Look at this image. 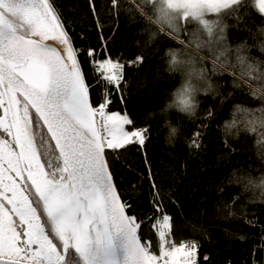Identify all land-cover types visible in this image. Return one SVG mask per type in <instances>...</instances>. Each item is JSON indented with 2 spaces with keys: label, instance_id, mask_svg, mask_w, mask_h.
<instances>
[{
  "label": "snow or ice",
  "instance_id": "snow-or-ice-1",
  "mask_svg": "<svg viewBox=\"0 0 264 264\" xmlns=\"http://www.w3.org/2000/svg\"><path fill=\"white\" fill-rule=\"evenodd\" d=\"M143 3L151 5L154 20L149 16V22L162 31L178 34L180 21H197L214 36L220 25L206 19L207 14L235 12L243 0ZM255 7L264 15V0H255ZM49 40L62 44L66 55L49 47ZM204 46L215 55L223 42L210 40ZM242 51L237 50V60L245 64L250 58ZM168 54L170 69L191 66L189 91L200 90L192 84L193 77L200 78L205 91L211 89L205 70L196 68L202 57L189 54L186 62L177 60L176 51ZM220 64L225 70L235 67L227 61ZM245 67L248 75L259 71L255 62ZM94 69L107 83L120 87L124 64L119 60L96 61ZM255 78L264 84V71ZM252 94L264 101V87ZM197 107L198 103L187 105V114L195 116ZM106 108L107 101L99 107L90 103L77 51L53 0H0V264H198L194 241L178 246L168 239V215L156 227L159 255L150 243L142 242L141 223L121 201L106 149L143 145L147 129L129 130L126 126L134 121L127 114L108 113ZM212 115L209 110L208 118ZM244 128L264 129V107L252 111ZM200 135L194 134L190 147L200 148ZM259 180L264 188V177Z\"/></svg>",
  "mask_w": 264,
  "mask_h": 264
},
{
  "label": "trees",
  "instance_id": "trees-1",
  "mask_svg": "<svg viewBox=\"0 0 264 264\" xmlns=\"http://www.w3.org/2000/svg\"><path fill=\"white\" fill-rule=\"evenodd\" d=\"M53 2L77 51L92 106L107 101V111L127 113L134 121L128 129H147L143 145L106 149L120 197L130 205L128 214L141 223L142 242L159 254L156 227L167 214L168 239L177 245L196 242L198 264H264V188L258 186L264 177V129L244 128L252 111L264 107L252 94L264 87L255 78L264 71V15L255 0H243L235 12L207 16L220 25L215 31L223 46L215 55L204 46L213 36L201 31L196 21H180L178 34L162 31L149 22L153 12L143 0H118L115 6L113 0ZM238 49L250 58L245 64L237 60ZM170 51L186 62L189 54L203 58L197 59L196 68L205 70L211 89L205 91L200 78H192L200 89L195 116L162 111L172 91L189 78L191 67L170 69ZM137 57L142 62L134 63ZM105 58L124 64L119 88L94 69V63ZM222 61L235 67L225 70ZM250 62L259 70L252 75L245 67ZM233 123L235 127H229ZM171 126L178 129L175 136L169 135ZM198 131L199 149L190 147Z\"/></svg>",
  "mask_w": 264,
  "mask_h": 264
},
{
  "label": "clouds",
  "instance_id": "clouds-1",
  "mask_svg": "<svg viewBox=\"0 0 264 264\" xmlns=\"http://www.w3.org/2000/svg\"><path fill=\"white\" fill-rule=\"evenodd\" d=\"M179 59H180L179 56H177V60ZM180 69L181 66L177 64L174 70L179 71ZM197 103H198L197 92L195 91V88L189 91V80L184 79L182 83L172 91L171 99L165 102V106L162 111L174 109L182 113H188L187 105H196ZM174 129L175 131H173ZM177 132L178 129L175 126H171L169 128V135L175 136Z\"/></svg>",
  "mask_w": 264,
  "mask_h": 264
},
{
  "label": "rangeland",
  "instance_id": "rangeland-1",
  "mask_svg": "<svg viewBox=\"0 0 264 264\" xmlns=\"http://www.w3.org/2000/svg\"><path fill=\"white\" fill-rule=\"evenodd\" d=\"M210 15H216L215 13H209ZM209 14H207V16H209ZM207 16H206V18H207ZM197 22V21H196ZM197 26H198V28L201 30V31H203L202 30V26L197 22ZM216 30V29H215ZM207 36H208V34L205 32V31H203ZM216 32V31H215ZM209 37H211V36H209ZM219 38H220V35H215V36H213V40H215V39H218L219 40ZM100 61H102V60H100ZM114 61V60H113ZM107 111V110H106ZM108 113H117L118 111H107ZM118 113H121L122 115L123 114H127V113H123V112H118ZM128 115V114H127ZM129 116V115H128ZM130 118V117H129ZM136 129H143V128H136ZM136 129H129V130H136ZM165 215H167V214H165ZM169 216V215H168ZM196 243V242H195ZM179 246V245H178ZM157 254V253H156ZM157 255H159V254H157Z\"/></svg>",
  "mask_w": 264,
  "mask_h": 264
},
{
  "label": "water",
  "instance_id": "water-1",
  "mask_svg": "<svg viewBox=\"0 0 264 264\" xmlns=\"http://www.w3.org/2000/svg\"><path fill=\"white\" fill-rule=\"evenodd\" d=\"M46 44H48V46L49 47H53V48H56L57 50H58V52L61 54V55H63V53H62V51L60 50V48L56 45V44H54L53 42H50V41H46L45 42ZM91 103V102H90ZM107 157V156H106ZM108 161V160H107ZM108 166H109V162H108ZM109 170H110V166H109ZM111 171V170H110ZM113 181H114V178H113ZM114 183H115V181H114ZM116 185V184H115ZM116 189H117V192H118V194H119V191H118V188H117V186H116ZM119 196H120V194H119ZM121 198V197H120ZM121 201H122V199H121ZM123 202V201H122Z\"/></svg>",
  "mask_w": 264,
  "mask_h": 264
},
{
  "label": "bare ground",
  "instance_id": "bare-ground-1",
  "mask_svg": "<svg viewBox=\"0 0 264 264\" xmlns=\"http://www.w3.org/2000/svg\"><path fill=\"white\" fill-rule=\"evenodd\" d=\"M50 42H53L54 44H56L59 48H60V50L62 51V53H63V55H66V53H65V49H64V46L62 45V44H60L59 42H57V41H52V40H49Z\"/></svg>",
  "mask_w": 264,
  "mask_h": 264
}]
</instances>
